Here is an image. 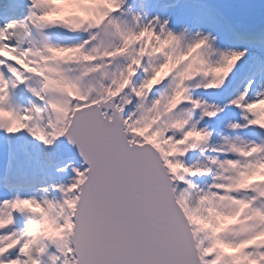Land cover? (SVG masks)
Wrapping results in <instances>:
<instances>
[{
  "label": "snow or ice",
  "instance_id": "6c2138e0",
  "mask_svg": "<svg viewBox=\"0 0 264 264\" xmlns=\"http://www.w3.org/2000/svg\"><path fill=\"white\" fill-rule=\"evenodd\" d=\"M0 264H264V0H0Z\"/></svg>",
  "mask_w": 264,
  "mask_h": 264
}]
</instances>
